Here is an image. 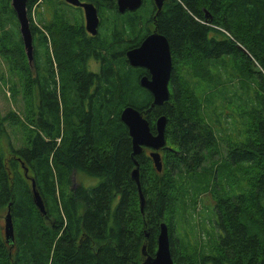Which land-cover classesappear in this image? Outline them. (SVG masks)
<instances>
[{
	"label": "trees",
	"instance_id": "16d2710c",
	"mask_svg": "<svg viewBox=\"0 0 264 264\" xmlns=\"http://www.w3.org/2000/svg\"><path fill=\"white\" fill-rule=\"evenodd\" d=\"M35 1L28 0L26 8ZM115 8L107 13L110 28L109 17L103 20L97 43H84L77 27L76 34L62 37L45 27L59 61L57 75L48 39L38 31L33 71H24L30 76L31 129L24 147L8 145L10 157L1 142L9 139L7 122L18 120L14 112H0V217L9 212L13 225V237L5 238L11 264H141L143 247L154 256L165 219L175 240L171 236L169 242L174 264H264V0H165L156 16L150 0L123 16ZM7 13L14 20L10 0H0V18ZM8 19L0 21L6 29L0 31V51L8 59L24 58L18 29ZM151 30L169 44L174 76L169 101L144 117L151 131L158 117L167 118L165 139L173 148L163 149V173L149 157H135L147 200L132 215V145L120 112L129 106L144 113L152 97L139 84L142 71L125 54ZM95 48L106 53L105 83L84 108L80 97L95 77L81 71ZM221 135L226 154L203 166L216 156ZM74 174L99 184L74 185ZM31 180L44 215L34 207ZM57 184L73 189L72 195L58 197ZM205 195L212 207L202 204ZM139 217L144 228L136 225ZM205 220L211 232L199 224ZM203 233L213 240H207L208 248L181 263L174 253L178 242L198 248ZM1 235L0 225L3 242Z\"/></svg>",
	"mask_w": 264,
	"mask_h": 264
},
{
	"label": "water",
	"instance_id": "95a60500",
	"mask_svg": "<svg viewBox=\"0 0 264 264\" xmlns=\"http://www.w3.org/2000/svg\"><path fill=\"white\" fill-rule=\"evenodd\" d=\"M67 3L83 8L85 13V28L91 34L95 35L99 26L97 11L93 4H82L79 0H66ZM11 8L19 25V33L23 42L25 55L29 64L33 59L32 35L30 31L29 21L26 14L27 0H10ZM155 9L159 12L163 6L164 0H153ZM142 5V0H116V9L120 14L124 12H135ZM207 17V14H206ZM128 64L133 68H143L148 72V77L143 76L139 80L140 86L147 90L152 96L150 109L144 113L132 107H125L120 112V121L125 125L131 139L132 152L131 159L134 169L131 173V180L135 183L140 201V208L143 211L144 197L140 186V167L135 157L142 153L143 147L152 149L149 158L157 171H161V158L159 150L165 146V130L167 126V118L160 116L154 123L155 134L151 133L150 125L144 117L154 107H161L169 101L171 92L168 88L170 74L172 70L171 50L166 38L159 34H151L147 36L136 48L129 49L125 54ZM28 170L24 169L27 175ZM31 189L33 195V203L38 211L44 215V204L35 189V184L31 180ZM4 234L6 240L13 237V225L8 212L5 217ZM147 233V232H146ZM148 234L145 236L147 237ZM149 236V235H148ZM145 247L142 248L141 264H174L170 246L167 240L166 225L160 224V234L157 238V247L153 257L145 254Z\"/></svg>",
	"mask_w": 264,
	"mask_h": 264
},
{
	"label": "rangeland",
	"instance_id": "374dc122",
	"mask_svg": "<svg viewBox=\"0 0 264 264\" xmlns=\"http://www.w3.org/2000/svg\"><path fill=\"white\" fill-rule=\"evenodd\" d=\"M57 2H60V1L59 0H46L45 3L41 6V8H39L37 6L32 12V15H31L32 17H30L32 23L36 26L41 27V24L39 21L40 16H38L39 13L42 14V17L45 21V24L53 23L55 21V18L53 19V16H52L53 15L52 13L54 12L52 9L53 4L57 5L58 9L61 8L65 11H67L69 14H73V15L75 14L74 11L70 7H68L64 4H60V3L58 4ZM103 3L105 5L109 4L108 0H105ZM39 4H40V2H39ZM49 9L52 11V13L50 12ZM103 15H106V14L103 12ZM5 18H9L8 20L11 21V23L13 25H15L17 29H19V27H17V25H16V19L14 18V20H12L10 13H7L2 18H0V21L5 19ZM70 22L78 23V19L70 18ZM5 30H6L5 28L0 29L2 34ZM51 32H52V30H51ZM225 33L228 34L226 31H225ZM240 35H241L240 37L244 36L243 34H240ZM49 37H50V35H49ZM238 46H239V49L243 53L250 56L245 48H243L241 45H238ZM53 48L54 47L51 46V55L53 56V60L56 63L57 62L59 63V61L56 58V55L53 52ZM42 49H43V47H42ZM22 50H23L25 57L23 56L24 58H20V59L14 58L12 55H11V58L8 59V55L3 54L4 53L3 50L0 51V112L2 113L3 116L7 115L9 112H14L16 114L17 120H18V125L17 124L15 125L12 122H7L8 123L7 135H8L9 139H3L1 142L3 149H4V152L7 155L9 154L8 145L14 146L15 148L24 147V145L26 144V141H27V137L29 135V131L31 129L32 111H31L30 107H28V102L30 100V92H29L30 76L28 77L24 73L25 69H27L29 66V62H28L27 57L25 55L24 47H22ZM43 51H44V49H43ZM253 69L256 71H260V68L257 66V64H255V68H253ZM30 71H33V70L30 69ZM61 71H65L64 68L61 67ZM182 71L183 70H181V71L175 70L174 72H175L176 77L177 76L179 77L180 76L179 74H181ZM32 75H33V73H32ZM173 76H174V73H173V64H172V70H171L170 81H169L170 84H171V79L173 78ZM20 82H23V83L20 84ZM14 85H17V86L13 87ZM198 89L200 90L201 87L199 86ZM207 123H208V121H207ZM225 135H221V137H220L221 139L219 138V140L217 141V144H216L217 149L214 150L216 156H212L211 160L207 161L206 164H203V166L204 165L210 166V164L213 162H216L217 159L222 160L223 156L219 152H225ZM165 147L173 148L169 141H167V146H166V139H165ZM217 150L219 152H217ZM160 151H161V149L158 151L160 154V158H161V171H157L155 166L153 165L152 160H150V161H151L153 169L155 171H157L158 173H163V172H165V167H164L165 160H164L163 149H162V152H160ZM8 156L10 157V155H8ZM139 167H140V165H139ZM243 177L246 180H248L247 176L245 177V175H243ZM28 180L30 181V177H28ZM72 180H73L74 185L75 184L79 185V183H80V184H82L83 187H86V188L95 187L99 184V180L97 178H90V177H87L83 174L82 175L81 174H78V175L74 174ZM235 182L237 183V180H235ZM235 182H233V183L235 184ZM227 184L228 183L225 182V188L227 187ZM140 186H142L141 183H140ZM141 192H142V195L144 193L143 197H144V200L146 201L147 198H146V194L143 190V186L141 187ZM60 193H66L67 195H72L73 189H68V190L62 189L61 190V188L59 187V184H57V195H58V197L60 196ZM153 193H154V189H153ZM134 201L135 202L132 203V215H136L138 209H140V212H141L138 193L136 196V200H134ZM201 201H202V204L205 203L209 207H212L214 205V202H213L212 198L210 197V195L208 196V198L205 195ZM144 204H145V202H144ZM34 207H35V205H34ZM37 211H38V209H37ZM4 216H5V214H3L0 217V225L2 227V235L4 238L3 242H1V239H0V258L4 261L5 264H11V259L9 258L10 255L8 257L9 246L5 244V243H7V241H5V235L3 232L4 228L6 227ZM202 216L205 218V216L203 214H202ZM206 221L207 220H205L204 222H199V224H203L205 226L206 230L209 231L211 228L208 225V223H206ZM162 223L166 225L167 240H168V242H170V237L173 235L170 233V223L171 222H170V220L165 219L162 221ZM136 225L139 229L147 226V224L145 223V219L141 218V217L136 219ZM209 232H211V231H209ZM159 234H160V226H159L158 235ZM177 237H179V235H177ZM157 238H158V236H157ZM172 238H173V236H172ZM175 239H177V238H175ZM178 239H180V238H178ZM207 240L213 241V240L208 238L207 234L203 233V236L200 237V241L198 244L200 246V244L202 243L201 244L202 247L199 249V246H198V248H191V247L188 248L187 246H185L183 244L184 240L182 239L180 243L178 242V245L176 243H174L177 245V248L174 249V253L175 252L178 253V259L180 260L181 263H186L187 259H189V257H192V254L193 255L195 253H197V255L202 254V252L208 248L210 243H207ZM174 241L175 240L173 238L172 242H174ZM175 264H177V263H175Z\"/></svg>",
	"mask_w": 264,
	"mask_h": 264
},
{
	"label": "flooded vegetation",
	"instance_id": "af4514ba",
	"mask_svg": "<svg viewBox=\"0 0 264 264\" xmlns=\"http://www.w3.org/2000/svg\"><path fill=\"white\" fill-rule=\"evenodd\" d=\"M45 1L46 0H36L30 6V8H26L27 19L29 21L30 31H31V35H32V47H33V59H32L31 64H29V66H28L31 70H33V65H34V52H35L36 47L38 46V40H37V38L39 37V32L38 31H40L42 34H44L46 36V38L48 39L47 45H48V47L50 49V52H51L52 42L50 41L49 32H47V29L52 30V32L54 31L55 32V35H54L55 37H62L64 34L66 35L67 32H68L67 35H72L73 36L74 34H76L77 31H76L75 27H77L78 31L80 29H82V32H83L82 36L85 37L84 43L88 42L90 44V43H92L91 41H95L97 43V41H100V39H101L102 29L104 28V25L102 26L103 20L107 19V17H109V21H108L107 26L110 28V26H111L110 25L111 17H110V15L107 16V13L108 12L110 13V11L113 10V9H111L109 11V9L112 8V6H114V5L116 6V0H108V2H109L108 5H105L103 3L105 0H100V1L99 0H79L80 3H82V4L91 3L96 8L97 17L99 19V26L97 28L96 34L95 35H91L85 28L86 21H85V13H84L83 8L71 5V4L67 3L66 0H59L60 2H57V3L58 4L59 3L60 4H64V5L68 6V7H70L74 11V13H75L74 15L73 14H69L67 11H65V10H63L61 8L58 9L57 5L53 4L52 5V9H53L54 12L52 13V11L50 9L49 10L53 14L52 16H53V19L55 18V21L53 23H50V24H45V21H44V19L42 17V14L39 13L38 16H40V20L39 21H40L41 27L34 25L32 23V21H31V18H30V17H32L31 16L32 12L37 6L39 8H41V6L45 3ZM150 1H151V5L153 6V9L156 10L155 6H154V3H153V0H150ZM39 2H40V4L41 3L42 4L40 5ZM142 3H143V0H142ZM164 3H165V0H164ZM164 3H163V5H164ZM162 8H163V6H162ZM114 10L120 16L126 15L128 13H132V12H124L123 14H120L117 11L116 8ZM103 12L106 15H103ZM158 13L159 12H155L154 13L155 16L158 15ZM70 18L78 19V23L70 22ZM152 24H154V20H153ZM32 27L36 28L34 34H33L32 30H31ZM152 28H155V24L152 26ZM151 34H157L156 30H151L150 32H148V34H146L143 39H145L147 36H149ZM133 35H134V37H136L135 33H133ZM19 36H20V34H19ZM79 36H80V34H79ZM143 39H142V41H143ZM20 40H21V37H20ZM141 42H139V45H140ZM21 43H22V46H23L22 40H21ZM93 53L94 54H92L91 56L87 57V61L85 62V64H86L85 68L86 69L81 71L82 73H88V75H90V76L92 75V76L95 77V79L93 81V85L86 87V92L88 94L84 95L83 97H80L81 98L80 99V103H81V105L84 108H87L91 104V101H92V103H94L95 98L93 100L91 98V97H94V95H95L94 91H98L99 88L101 87V85L105 83V71L103 69V65L105 63L106 53L104 51H101V52L97 51V48H95ZM117 56H119V54ZM63 67H65V65H63ZM59 68H60L59 64L56 63L53 60V69H54V72H55L56 75L58 74V72L60 70ZM137 69L138 70L140 69L139 71H142V75H141L142 77L143 76H147L148 77V72L145 69H143V68H137ZM84 75H86V74H84ZM75 83H77L80 86L79 79H78L77 82L75 80ZM168 88H169L170 92H172V84L169 83L168 84ZM155 121H154V123H155ZM150 130H151V127H150ZM151 133L155 134V128H154V131H151ZM225 140H226V138H225ZM166 146H167V139H166ZM162 149H166L168 151H171L170 149H172V148L164 146ZM162 149H161L160 152H162ZM151 152H152V149H150L148 147H143L141 154H143V155L148 157ZM217 152H219V151L217 150ZM219 153L224 157V155L226 154V148H225V152H219Z\"/></svg>",
	"mask_w": 264,
	"mask_h": 264
},
{
	"label": "crops",
	"instance_id": "0c3cea01",
	"mask_svg": "<svg viewBox=\"0 0 264 264\" xmlns=\"http://www.w3.org/2000/svg\"><path fill=\"white\" fill-rule=\"evenodd\" d=\"M152 97V96H151ZM126 107H128V106H126Z\"/></svg>",
	"mask_w": 264,
	"mask_h": 264
}]
</instances>
